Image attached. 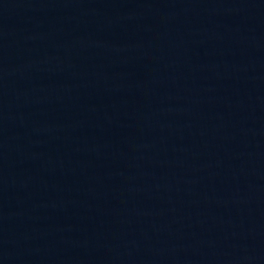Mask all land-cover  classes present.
Returning a JSON list of instances; mask_svg holds the SVG:
<instances>
[{
  "label": "water",
  "instance_id": "water-1",
  "mask_svg": "<svg viewBox=\"0 0 264 264\" xmlns=\"http://www.w3.org/2000/svg\"><path fill=\"white\" fill-rule=\"evenodd\" d=\"M0 264H264V0H0Z\"/></svg>",
  "mask_w": 264,
  "mask_h": 264
}]
</instances>
